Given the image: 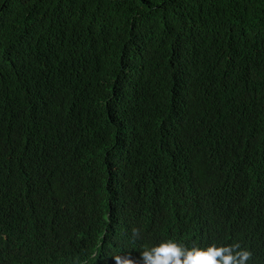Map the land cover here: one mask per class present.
Returning a JSON list of instances; mask_svg holds the SVG:
<instances>
[{
	"label": "trees",
	"instance_id": "obj_1",
	"mask_svg": "<svg viewBox=\"0 0 264 264\" xmlns=\"http://www.w3.org/2000/svg\"><path fill=\"white\" fill-rule=\"evenodd\" d=\"M169 239L264 264V0H0V264Z\"/></svg>",
	"mask_w": 264,
	"mask_h": 264
},
{
	"label": "clouds",
	"instance_id": "obj_2",
	"mask_svg": "<svg viewBox=\"0 0 264 264\" xmlns=\"http://www.w3.org/2000/svg\"><path fill=\"white\" fill-rule=\"evenodd\" d=\"M133 238L139 236V230H132ZM253 253L242 249L238 243L228 246L212 244L208 247L184 246L175 240L162 241L159 245L145 247L140 252L139 261L131 253L117 254L111 257L115 264H248Z\"/></svg>",
	"mask_w": 264,
	"mask_h": 264
}]
</instances>
